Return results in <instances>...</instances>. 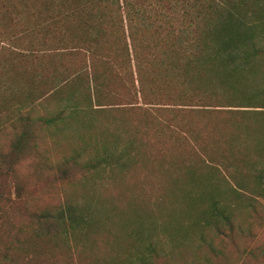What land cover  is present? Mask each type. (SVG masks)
Listing matches in <instances>:
<instances>
[{
	"label": "rangeland",
	"instance_id": "rangeland-1",
	"mask_svg": "<svg viewBox=\"0 0 264 264\" xmlns=\"http://www.w3.org/2000/svg\"><path fill=\"white\" fill-rule=\"evenodd\" d=\"M36 16L30 17L27 37L15 46L17 49L0 44V165L14 176L12 197L20 198L24 194L35 215L69 199L84 207L91 222L89 227L77 230L72 236H64L59 231L53 237V227L45 223L42 232L45 235L41 236L38 230L42 224L37 219L25 221L22 236L25 248L10 250V263L264 264V197L251 192L254 174L250 173L249 177L248 171L236 172L234 175L243 186L235 185L227 172L207 162L196 148L205 162L197 173L200 183L196 185L191 180V184L186 183V179L184 182L187 177L179 169L183 165L177 166L176 173L170 172L176 160L165 163L144 156V147L124 134L121 124L118 125L120 118L128 117V110L134 107L150 109L140 101L139 78L132 77L136 76L132 54L128 62L124 53L113 49L109 37L100 43L84 45L78 41L80 30L76 31V36L70 30L58 40L54 32L36 29L42 19L38 16V23H35ZM61 18L62 15L55 28L62 30L63 23L70 25L71 22ZM108 22L111 23V19ZM93 35L90 31V36ZM104 43L108 44V49L105 56H100L98 49ZM92 56H99L96 59L101 64L109 61L108 66L121 74V77L108 75L99 80L111 90L109 96H115L112 110L86 113L79 108L74 117L62 121L56 129L46 128L41 121L52 118L63 106L69 105L65 100L76 93L75 77H84L75 71L87 68V58L91 60ZM146 78L158 82V77ZM151 107L159 108L160 121H171L167 116L171 115L172 106ZM165 108L168 109L163 110ZM250 125L255 126L252 121ZM115 127L122 133V139H112L116 138L111 134ZM24 129L29 130L28 136L16 138ZM180 134L185 149L192 145L185 133ZM17 139L16 156L10 155ZM252 146L253 139L244 141L242 147L246 150L238 153L242 152L248 163L257 159L249 154L248 148ZM84 148L83 160L101 157L106 151L122 158L113 166L88 173L86 179L78 180L74 175L63 182L60 161L69 152H83ZM146 151L153 152L150 147ZM46 187L51 188L50 192ZM185 191L198 198L194 208L187 203ZM212 198L219 209L231 214L232 230L223 220L217 222L221 236L190 228L193 216L207 208ZM201 232L208 245L212 244L223 253L218 262L208 260L210 252L206 245L200 248Z\"/></svg>",
	"mask_w": 264,
	"mask_h": 264
},
{
	"label": "trees",
	"instance_id": "trees-1",
	"mask_svg": "<svg viewBox=\"0 0 264 264\" xmlns=\"http://www.w3.org/2000/svg\"><path fill=\"white\" fill-rule=\"evenodd\" d=\"M36 15L42 17L39 23ZM60 15V20L71 22L63 23L62 30L55 28ZM31 16L37 17L38 31H52L58 40L70 30L75 36L80 30L78 41L84 45L100 43L109 37L113 49L124 53L128 62L132 54L136 63V76L132 77L139 78L140 101L150 109L134 107L128 110L127 118L119 119L118 125L121 124L124 134L144 147V156L165 163L176 160L170 172L176 173L177 166L183 165L179 169L187 177L184 182L186 179L191 184V180L196 185L200 183L197 173L205 166L202 156L227 172L238 186L243 183H238L234 174L248 171L249 177L254 174L251 192L264 197V0H0V44L12 49L22 44ZM109 19L111 23H107ZM90 31L94 33L92 37ZM107 45L98 49L100 56H105ZM96 58L100 57L92 56L91 60L88 57L87 68L75 71L84 74L75 77L76 93L65 100L68 106L41 121L46 128L56 129L62 121L74 117L79 108L86 113L112 110L115 96H109L111 90L99 80L121 74L108 66L109 61L101 64ZM146 77H158V82ZM151 106H172L171 115L167 116L171 121H160L159 108ZM24 130L16 132V138L28 136L29 130ZM116 130L111 132L116 137L112 139H122V133ZM180 132L192 143L186 149ZM18 139L10 155L16 156ZM249 139H253L249 154L257 158L253 163H248L242 152L238 154L246 150L242 143ZM147 147L153 152L146 153ZM85 150L71 151L62 158L63 182L74 175L78 180L86 179L88 173L113 166L122 158L106 151L101 157L83 160ZM124 166L122 163L121 167ZM162 167L161 163V170L166 171ZM69 173L73 175L70 177ZM13 187L14 176L0 165V264H11L10 250L25 248L22 236L27 220L37 219L42 224L38 230L41 236L45 235L42 233L45 223L54 228L53 237L59 231L72 236L89 227L91 216L81 205L66 199L62 205L37 216L30 210L24 194L12 197ZM45 189L50 192L51 188ZM184 197L192 208L197 205L194 194L185 191ZM212 199L207 208L193 216L190 228L221 236L217 222L223 220L232 230L231 214L219 209ZM202 232L200 248L206 245L210 252L207 259L218 262L223 253L208 245Z\"/></svg>",
	"mask_w": 264,
	"mask_h": 264
}]
</instances>
